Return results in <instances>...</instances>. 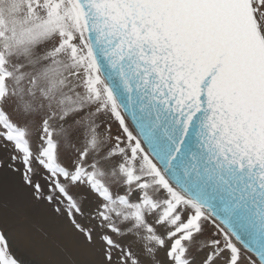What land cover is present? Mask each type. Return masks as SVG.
I'll use <instances>...</instances> for the list:
<instances>
[{
    "label": "snow or ice",
    "instance_id": "obj_1",
    "mask_svg": "<svg viewBox=\"0 0 264 264\" xmlns=\"http://www.w3.org/2000/svg\"><path fill=\"white\" fill-rule=\"evenodd\" d=\"M0 264H264V0H0Z\"/></svg>",
    "mask_w": 264,
    "mask_h": 264
}]
</instances>
